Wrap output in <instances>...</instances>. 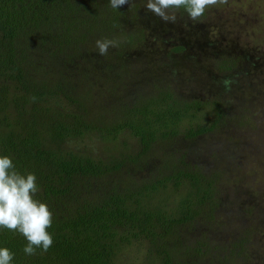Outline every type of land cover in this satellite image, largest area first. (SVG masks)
<instances>
[{"label": "trees", "instance_id": "16d2710c", "mask_svg": "<svg viewBox=\"0 0 264 264\" xmlns=\"http://www.w3.org/2000/svg\"><path fill=\"white\" fill-rule=\"evenodd\" d=\"M146 3L114 9L110 0H0V156L10 157L20 174H35L34 199L53 214L46 253L25 255L26 239L0 229V248L13 253L11 264H116L119 248L130 241L145 242L153 264H234L264 256V239L257 249L246 235L259 230L258 222L238 220L243 213L249 221L264 219V210L244 203L240 186L232 188L227 200L236 201L238 218L228 232L225 211L215 212L221 201L217 174L204 175L183 159L188 146L199 147L200 136L222 140L245 125L253 133L248 112L259 88L250 71L264 55L248 46L243 52L215 50L221 43L216 28L209 25L206 35L199 27L208 9L197 21L180 9L175 23H165L146 11ZM103 39L119 46L101 56L95 42ZM200 55L207 62L198 63ZM140 57L147 59L133 67ZM180 57L187 58L184 66ZM194 72L208 82L204 104L193 95L199 86L188 85ZM225 80L232 81L230 90ZM176 83L192 98L180 97ZM237 90L244 95L234 109ZM196 118L206 120L182 124ZM122 130L137 147L102 158L80 143L89 135L114 141ZM206 143L212 144L205 142L202 151ZM174 150L182 152L179 158ZM260 169L255 172L264 179ZM180 185L186 191L169 206L151 204L153 194ZM185 224L193 228L191 242L182 239Z\"/></svg>", "mask_w": 264, "mask_h": 264}, {"label": "rangeland", "instance_id": "374dc122", "mask_svg": "<svg viewBox=\"0 0 264 264\" xmlns=\"http://www.w3.org/2000/svg\"><path fill=\"white\" fill-rule=\"evenodd\" d=\"M199 22L202 25H199L200 28L206 27V35L208 33L209 25L216 28L214 31H216L218 39L221 43L218 44V48L216 47L215 50L232 52L237 49L240 52H243L244 47L246 48L248 46L252 47L254 51L256 50L257 52L255 53L264 55V0H228L227 4L209 8L204 18L199 19ZM93 27L101 31L99 26L93 24ZM178 28L181 30V27ZM94 35L95 37L99 36V32L95 31ZM190 57L191 55L189 54L188 58L190 59ZM146 59V57H140L138 62H136L133 67H141ZM186 59L187 58L185 57H180L177 59V63L184 66ZM197 61L200 64L207 62L205 59L203 60L202 56L198 57ZM256 63L258 64L257 67L250 71L252 72L250 75V81H253L259 90L256 92L257 99H254L253 102L250 101V108L252 110L248 112L252 119L251 124H254L255 126H253V133L250 135L248 132L250 128L248 125H245L234 126L235 130L232 133L227 132V136L222 138V140L217 138L214 134H206L196 139V144H200L199 147L188 146L187 154L183 155V159L186 162L193 163L204 175L213 176L214 174H217L214 175V177L220 182L217 187H220L221 201H219L218 208H216L215 212L216 214H219L221 213V210L222 212L225 211L226 214L224 215L225 220L228 221V232L232 230L230 229L231 227L236 226L238 218V211L236 210L238 207H236L235 204L236 201L231 202L227 200L230 198L229 193L232 191V188H237V185L240 186L238 190L246 194H242L241 196H247L244 203L246 202L253 206L256 205V208L260 211L264 210V199H260V197L255 196V192L264 195V179L259 176V171L255 172L258 165L261 168L260 170L264 172V56L261 59H258ZM194 74L196 75L197 72L190 73L188 85L192 88L199 86V89H193V95H195L194 98H196L197 101L204 104L207 102L208 97L210 98V95H207L209 93L204 90V86H206L208 82L204 79L200 80L201 77L195 76ZM155 76L158 80L159 76L163 77L161 71L158 76ZM168 79L170 80L173 78L169 77ZM176 85H179L180 97L184 98V100L192 98V95H189V97L186 93L184 95V90L181 92L180 84L176 83ZM147 86L148 83L146 84V88H149ZM147 90H150V88ZM232 95L233 97L231 101H233V105L235 106L234 109H238L239 100H243L244 94L237 90L235 93H232ZM223 98L225 99V96ZM203 111L204 109H199L196 112L197 118H202L199 115L203 114ZM197 118L192 121H183L182 124L187 126L188 123L195 124L196 122H202V120L204 122V120H206L204 118L202 120ZM237 130H240L241 133H238ZM240 134L243 135L240 139L241 141L232 142L233 139H235V136L240 138ZM85 138L81 140V145L87 146L92 155L102 158L111 153L129 150L131 147H137L136 140L127 130H122L114 141H110L109 139L105 140L98 136L92 137L91 135L86 136ZM208 141H211L213 145H207L206 143V148L208 149L207 151L205 149L204 152L202 151V148L205 145L204 143ZM179 146H182L181 142L179 143ZM240 146L242 149H240ZM163 147L164 146L160 148ZM210 150L211 152H208ZM173 153H175L176 156H178L177 158H179L182 152H176L174 150ZM158 154L159 153L156 152V155ZM212 154L215 155L213 160ZM154 159L156 160L149 161L148 166L151 170H154L159 163L157 157ZM258 162L259 164L256 165ZM147 171L149 170L141 171L138 175H145ZM252 180H257V182L252 184ZM183 186L184 185H180L175 188L167 186L165 189H161L157 194L152 195L151 204L169 206L172 201L178 199L181 194L186 191ZM249 188L252 190L250 193L252 195L247 194V192H249ZM242 197L238 199L239 203L243 199ZM223 206H226V208ZM238 220H242L245 225L249 226H256L253 224L258 222L257 227L259 230H256L254 234H249L248 232L246 234L250 235L248 239L251 241L252 247L256 248L257 246L258 249L259 243L264 239V219L258 220V217L254 216V218L249 221L246 213H243V216ZM190 227L191 225L189 224H185L183 227H180L186 234L182 235V239L186 242H191L194 239L193 237L195 234L192 233L193 228ZM144 247L145 242L139 243V241H130V244L127 243V245L121 246L116 255V264H153L150 258H153L154 254L147 257L145 255L146 250ZM234 264H264V256H257L254 261L251 262L246 261L245 263H239V261H234Z\"/></svg>", "mask_w": 264, "mask_h": 264}, {"label": "clouds", "instance_id": "9594fccd", "mask_svg": "<svg viewBox=\"0 0 264 264\" xmlns=\"http://www.w3.org/2000/svg\"><path fill=\"white\" fill-rule=\"evenodd\" d=\"M228 0H147L146 11L154 14L165 23H175L176 13L183 9L188 18L197 21L205 11L213 6L227 4ZM133 0H110V6L118 9L132 5ZM96 48L101 56L107 55L110 47L119 46L116 40H97ZM232 81L225 80L226 90ZM33 102L35 97H32ZM37 177L29 173L20 174L10 157L0 156V229L21 234L27 241L25 255H36V249L46 253L53 244V236L48 229L53 223V214L45 203L34 199L39 189ZM13 253L0 248V264H11Z\"/></svg>", "mask_w": 264, "mask_h": 264}]
</instances>
